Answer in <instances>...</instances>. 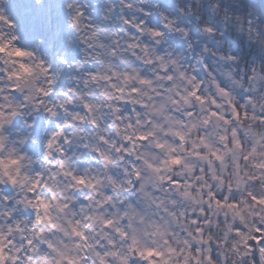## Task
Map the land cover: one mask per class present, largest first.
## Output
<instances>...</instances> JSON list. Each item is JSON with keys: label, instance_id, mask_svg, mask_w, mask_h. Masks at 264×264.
Returning a JSON list of instances; mask_svg holds the SVG:
<instances>
[{"label": "clouds", "instance_id": "clouds-1", "mask_svg": "<svg viewBox=\"0 0 264 264\" xmlns=\"http://www.w3.org/2000/svg\"><path fill=\"white\" fill-rule=\"evenodd\" d=\"M0 264H264V0H0Z\"/></svg>", "mask_w": 264, "mask_h": 264}]
</instances>
